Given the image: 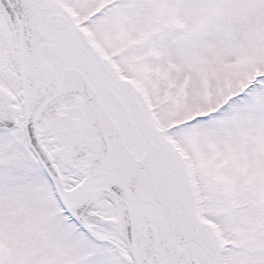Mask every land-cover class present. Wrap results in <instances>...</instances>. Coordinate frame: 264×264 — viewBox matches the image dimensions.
Wrapping results in <instances>:
<instances>
[{
	"label": "snow or ice",
	"instance_id": "obj_1",
	"mask_svg": "<svg viewBox=\"0 0 264 264\" xmlns=\"http://www.w3.org/2000/svg\"><path fill=\"white\" fill-rule=\"evenodd\" d=\"M0 264H264V0H0Z\"/></svg>",
	"mask_w": 264,
	"mask_h": 264
}]
</instances>
